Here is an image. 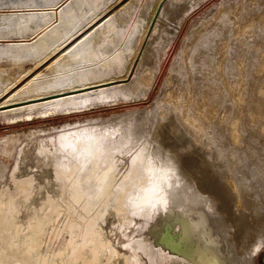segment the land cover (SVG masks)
<instances>
[{"label":"bare ground","instance_id":"obj_1","mask_svg":"<svg viewBox=\"0 0 264 264\" xmlns=\"http://www.w3.org/2000/svg\"><path fill=\"white\" fill-rule=\"evenodd\" d=\"M190 2L0 0V37L15 39L8 40L6 48L0 45V55L23 60L12 64L18 67L13 79L0 77V121L11 124L144 100L154 87L158 71V68L148 66L151 63L147 59L157 57L158 45H164L161 35L169 31L165 20L173 15L168 24L179 28L191 9ZM239 7L237 2L221 17L229 16L237 26ZM176 11L181 16L174 19L178 14ZM249 15L240 19L238 30L245 24L242 20ZM253 26L250 23L248 30ZM204 28L202 25L198 32L202 33ZM193 40L188 38L186 43ZM231 42L230 38L220 40L221 53L209 79L213 87L219 83L231 104L239 107L238 114L226 113V117H222L212 92L209 94L204 86L198 91L193 70L187 69L179 75L172 71L158 105L107 120L65 124L58 133L38 142L30 164L26 158L27 143L16 153L11 142L1 146L0 152L14 157L11 167L0 165V184L5 183L0 185V264H257L256 255L264 251V233L244 241L247 236L243 234L247 231L242 234L240 227H237L240 232L231 231L230 223L234 221L230 218L228 221L225 214L229 212L222 213L219 209V205L224 207L226 203L218 205L219 199L212 198L215 196L203 191L193 181L195 179H191L189 171L191 168L195 171L194 167L191 165L189 169L190 165L184 164L192 156L183 160L185 149L187 151L194 143L200 147L207 141V138L198 141L196 135L204 130L208 120L217 119L222 125L226 124L231 139L241 142L239 121L244 117L241 105L244 83L242 77L240 81L230 82L224 65L229 61L224 48H232ZM255 44L264 48L263 32ZM186 47L174 71L179 69L181 61L185 65ZM27 63H30L28 68ZM237 65L243 73L245 63L241 61ZM43 67L47 72L41 70ZM260 72H264V66ZM22 80L24 82L19 84ZM177 87L188 97L184 107L193 106L197 114L186 115L184 107L178 106ZM261 103L257 108L264 115V102ZM198 137L200 139L201 134ZM204 149L208 152L207 147ZM216 157L219 163L222 159ZM207 158L211 163L215 159ZM23 165L27 167L24 171ZM200 168L201 172L203 169ZM214 171L218 174L219 170ZM210 172L204 176H209ZM231 172L224 173L228 176L226 179L224 175L218 177L226 180L220 182L222 185L227 182L226 189L229 188L233 197L228 195L220 200L228 202L225 198L231 199V203L233 198L235 203L242 205L247 197L241 195L240 180ZM214 174L210 175L215 178ZM210 178L211 183L213 178ZM244 182H240L243 187ZM212 183H215L214 179ZM243 190L248 192L246 187ZM44 193L46 199L38 218L30 219L24 228L20 223L21 206L25 205L22 203L31 204ZM62 197L70 199L65 208L67 215L64 214L68 220L65 227L58 230L54 225L63 212ZM254 204L250 205L251 212ZM235 208L238 210L239 207ZM262 209L261 213L264 212ZM111 211L118 218V226L112 231L127 238L129 242L124 248L129 250L128 255L121 254L105 235L103 224ZM240 211V218L250 213V210L248 214ZM257 211L253 214H258ZM136 217L141 221L137 222ZM257 217H254L256 222ZM248 219L249 224L253 217L249 215ZM49 226L54 229L53 237L66 234V238L61 250L46 255L41 248ZM255 230L247 234L254 235ZM136 236L141 238L136 239Z\"/></svg>","mask_w":264,"mask_h":264},{"label":"rangeland","instance_id":"obj_2","mask_svg":"<svg viewBox=\"0 0 264 264\" xmlns=\"http://www.w3.org/2000/svg\"><path fill=\"white\" fill-rule=\"evenodd\" d=\"M129 1L130 0H122V2L124 3L129 2ZM186 1L187 2L191 1L189 3V6L191 7V9L188 12V15H186V17L183 19L181 26L179 28H175L176 26L174 24H168V23H171L168 20L170 19L172 20L173 15H172V18L165 20V24H166L165 26L169 29V31H168V34L161 35L162 36L161 40L163 41L164 45L162 44L158 45L160 49L157 48L158 49L157 57H151L150 59H147V61L151 63V65H148V66L150 67L154 66L155 69L158 68V71H157V77H156L154 87L149 92V94L144 98V100L140 102H135V103H131V102L120 103L115 106H105V107L103 106L100 108L98 107L96 109L85 110L82 112L72 113V114H62V115L58 114L56 116H51V117L42 118V119L38 118L36 120H31V121H28L25 119L26 121L22 120L20 122L11 123V124L8 121L3 120V121H0V147L4 146L7 141L11 142L14 144L15 150L13 149V151L16 153V151L20 147L24 146L27 143L28 146L26 150L27 151L26 158H28L29 160L27 163L30 164L31 158H33V154L36 152L38 142L41 139H47L50 136L55 135L56 133H58L60 129H62V126H64L65 124H68V123L76 124L78 122H86L87 120H92V119L107 120V119L112 118L113 116L125 114L129 111L146 110L148 108H152L158 105L162 99L161 96L164 93V87L166 86V82L168 81L170 77V73L172 71L179 75V73L183 74L187 72V69L193 70L194 76H196L198 80V85H197L198 91L201 89V86H204V88L208 91L209 94L212 92V95L214 96L215 100H217V104L219 105V109H220V113L222 117H226V113L228 115L238 114L240 111L239 107L234 105L233 103L231 104L230 100L227 99L226 94H224L222 90H220L219 83H216V85L213 87L209 79L211 76V72L216 70V66H217L216 61L218 59L219 54L221 53L220 40L230 38L232 40L231 42L232 48H230L229 50H227V48H224L225 55L227 54L228 59H229V61L224 64L226 68V74L230 82L233 83V81L234 82L240 81L242 77V80L244 83L243 91L241 93L243 97L241 105H242V110L244 112V117H242L241 120L239 121L240 127H241V133H242L241 142L237 143L236 141L231 139L229 135V130L227 129L228 126H226V124L222 125L221 122L217 119L208 120V122H206L207 124L205 125L204 130L202 132H198V135H196V137L198 138V141L203 140L204 138H207V141L206 142L204 141V143H202L200 147H198L200 144L195 145L194 143L193 147L191 146L190 149L189 148L187 149V151L185 149L183 151L184 152L183 160L191 156H192L191 157L192 159L189 158L191 160L187 159L189 160L188 162L187 160L185 161L186 163L184 161L183 162L185 163L184 164L185 166L190 165L188 167L189 169L191 168V165L192 167H194L193 170L195 171H192V168L190 169L191 172L188 170L189 176H192L191 178L192 180L193 179L199 180L198 177H201V179L199 180L200 182L198 181L196 182L195 180L193 181L197 183V185L203 191L207 192L209 195L215 196V197H212V198H215V200L219 199L217 200L218 205L220 203L221 204L223 203V205H225L224 203H226V206H224L226 209L220 205H219V209L221 208L222 213L229 212L225 214L227 216L228 221L230 219H231L230 221H234L233 223L231 222L232 224L230 223V225L232 226L231 231H234V232L239 231L237 230V227H240V229L242 230V231L240 230L242 234L245 233L246 231L250 232L254 228L256 229L255 231H257L255 232L256 234L258 232L261 233L257 235H255V233L254 235L253 234L249 235L250 233L247 234L246 232V235L243 234L244 237L247 236V238L245 237L246 240L242 236L243 237L242 239H244V241L251 240V238L254 239L256 238V236L258 237V235L260 236V235H263L262 233H264V230L262 229V227L264 228V224L263 225L261 224L264 222V219L263 221L262 220L260 221L262 217L264 218V214H263L264 212L262 213L260 212V211H263L262 208H264V200L262 198L264 197L263 195L264 192H262L264 189V130L262 129L264 127V115H262V113L257 108V104H259L260 102L262 103L264 102V97H263L264 93H262V90L264 89V72H260V70L264 66V48L261 46H257L255 44V41H257L259 38V34H261V32L264 33V0H186ZM237 2L240 3V7L238 9L239 12L237 13V17H238L237 24L238 25L235 26L233 20L230 19L229 16H225V17H221V16L222 14L227 13V11L228 12L231 11L235 7ZM241 10L251 15H249L250 17H247V19L242 20V22L245 24L241 27L240 30H238V28L240 27V24H239L240 19H243L244 16H248L247 13H241L243 12ZM176 14H175L176 17L174 19H177L178 17L181 16L178 11H176ZM260 15L262 17H260ZM232 16L234 15H231V17ZM174 21H177V20H174ZM250 23H253L254 26L250 30H248ZM202 25H205V28L203 29L202 33H200L198 32V29L202 28ZM188 38H193L194 40L191 41L190 43H186ZM8 40H15V39L14 37L12 38H7L6 36L2 38L0 37L1 47L6 48L8 44ZM184 46H187L186 56H185V65L181 61L179 65V69L174 71L176 65L178 64L179 56L184 50ZM20 61L23 62V60H19V58H14L12 55H8V56L0 55V77L4 79L12 77L13 79V75L16 71H18V67L13 66L12 64L20 62ZM241 61L245 63V69L243 73H242V70L237 65V63ZM26 65H27V68L30 67V63H27ZM41 70L47 72L46 67H43ZM213 74L216 75L215 72ZM22 82L24 81L22 80L19 84H21ZM176 91L179 95L178 103L181 104V105L179 104L178 106L184 107V105L188 103V97L186 93L182 91L180 87H177ZM199 98H200V95L198 96V99ZM172 108H174L173 105H172ZM184 112H186V115H190V116H192L193 114H197L193 106H187L186 108L184 107ZM260 120H261V123H260ZM241 121H243V123ZM193 134L195 135V133ZM199 134H201L200 139L198 137ZM212 138H214L213 141H212ZM208 140H209V143H208ZM189 141L190 139L188 140V143ZM49 145L50 147H52L50 142H49ZM205 147H207L208 152H205V149H204ZM194 148H197V149H194ZM192 149L194 153H195V150L197 151L196 152L197 155L196 153L194 154L192 152ZM198 150L199 151L202 150V151L199 152ZM203 151L205 152L204 154H203ZM202 155L203 156L205 155L204 156L205 158L209 156V160H212L213 157L215 159L212 160V163H211V161H208V158L207 159L202 158ZM194 156H196L197 158L199 156L202 159V161L199 158L198 160L196 157L193 158ZM216 156H219V159L221 158L222 159L221 161L223 163H221V161L218 163L219 160H216L217 158ZM13 157L14 155L11 156V155L0 152L1 167L3 164H6L8 167L9 166L11 167L12 162H13ZM223 158L225 159L223 160ZM198 161H200V163ZM203 161L204 162L206 161V162L204 163ZM213 161L214 162L217 161L215 162L216 164ZM201 162L203 166L199 165L198 167V164H201ZM213 163L216 167L212 165ZM217 163L218 165L219 164H222V165H219L218 167ZM208 164L209 166H207L206 168V165ZM198 168H200L202 171L205 170L206 172L207 171L210 172L211 170L214 171V169H216V171L218 169L219 171H217L218 174L215 173L216 176L215 178H213L214 176H211L212 174H214L213 171L210 172L211 175L209 174V176H207L209 172L206 173L204 171L207 174L206 176H204L205 173H203L202 171L200 172ZM25 169H27V167L23 165L22 170L24 171ZM226 169L228 171H232L231 173L233 174L234 178L236 177L238 180H240V182L242 181L244 182V179H246L244 182V185H245L244 187H246V191L248 190L249 193L248 192L244 193L245 190H243L244 188L243 183H240L239 181L238 182L243 187V188L241 187V190H240L241 195L244 197H247L248 199L251 198L250 200L245 198L246 199L245 201L243 199L245 204H247L248 206L245 205L244 202H242V205L237 204V202L235 203L234 201L236 200L234 199L233 201V198H232L233 203L232 202L230 203L231 199L229 200L227 199L228 198L227 196L228 195L230 196L229 188L226 189L227 182H223L224 185H222V183L220 182L228 177L226 176V174H224L227 171ZM196 170L199 171L198 172L199 174L198 173L196 174L197 172ZM192 172L195 174H193ZM193 175H197V177L195 176L194 178ZM200 175H203V176H200ZM219 175H224L223 176L224 179H222L223 178L222 176H220L222 177L220 179V177H218ZM42 177H44V175H42ZM205 177H207L208 179H206ZM210 177L214 179L215 183H212L213 179L211 182L212 184L210 183V180H211ZM202 178H204L203 179L204 181L202 180ZM219 182L220 184L217 185L216 183H219ZM246 182H249V183H247L246 185L245 184ZM203 183L206 184L207 186L203 185ZM4 184L5 183H2L0 185L3 186ZM214 184L215 186L213 188ZM220 185H222L223 188L220 189L219 188L221 187ZM240 185H239V188H240ZM248 185H250V187L252 188L247 187ZM213 189H215V191ZM224 189H226V191L224 193H220V191L223 192ZM215 192L217 193L215 194ZM250 192L251 193L254 192L257 195H255L254 193L251 194ZM54 194L57 195L56 192H54ZM216 195L218 196L220 195L219 196L220 198ZM250 195L254 198H252ZM225 196L227 197L225 199L229 202V204L225 200H224L225 202L221 201L224 199ZM255 197H258V198H255ZM44 199H46V193H44L43 195H40L38 200L34 201L31 204L22 203L25 205L21 206L22 212L20 213V221H21L20 223L23 225L24 228L28 225V221L30 219L38 218L40 214V207L42 206ZM252 199H253V202H252ZM255 200L257 202H255ZM247 201L249 202V204L246 203ZM258 201L261 203H259ZM60 203L62 205L64 204L61 207L63 208L61 212L62 211L63 212L62 214H60V216L58 217L54 225V227L58 230L65 227L67 223L68 217L67 216L65 217L64 214L67 215V211L65 208L67 206V203H70V199L69 198L66 199L62 197V201H60ZM243 204L246 207H244ZM252 204H254L253 206L254 209L251 212L252 206L250 205ZM258 204L259 205L261 204L260 205L261 209H258L260 208ZM234 206L239 207L238 210L240 209L243 212H246L245 214H248L249 210H250V213L252 214L249 213L247 216L244 213H242L245 216L242 215L243 218L242 217L240 218L241 211L240 210L238 211L237 208H235ZM242 206L244 207V209L245 208L246 209L244 210ZM229 207H231L232 209L233 208L235 209L232 210ZM222 208H224V210ZM254 210H258L257 211L258 214H255L256 216L253 214ZM232 212L234 213L236 212L237 214H239L238 215L239 217L235 215L236 213L234 214ZM229 214L231 216H234L232 217L233 219L231 218ZM260 214H262L263 216ZM249 215L251 216V218L253 217V219H251L253 223L255 220L254 224L251 223L252 221H250L252 226H250L251 225L250 223L248 224L246 222V220L248 222L250 220L248 219ZM257 215L259 217V220H258ZM254 217H257L258 222H256V218L254 219ZM117 220L118 218L115 217V214L113 213V211H111V214L108 216L106 223L103 224L104 230H106L105 235L109 240L113 241L114 246L120 251L121 254L127 253L128 255L130 254V252L129 250H126L124 248V245L128 243L129 241L125 237L122 238L123 236L122 233L120 232L117 233L118 231L116 232L112 231V229H116V225L118 226ZM139 220L140 218L136 219L137 222L141 221ZM243 220L245 221L246 224L244 223ZM239 221H242V222H239ZM236 222L237 223L239 222L240 224L239 223L236 224ZM256 223L259 225L257 226ZM233 224L235 225V227ZM260 224L262 226H260ZM242 225L243 226L245 225L246 227L244 226L245 228H241L243 227ZM253 225H255V227ZM256 226L259 229H257ZM247 228H249V230ZM53 231L54 229L51 226H49L48 230L46 231V234L44 237L45 244L43 243L42 248H41V251L43 254L49 255V253L52 254L54 250L59 251L62 249V245H63L62 241H64V239L66 238V234H63L59 238H56V237H53L54 236ZM250 236L251 238L248 239V237ZM137 238H141V236H136V239ZM0 249H1V243H0ZM256 256H257L256 257L257 264H264V251H260V253H258Z\"/></svg>","mask_w":264,"mask_h":264}]
</instances>
